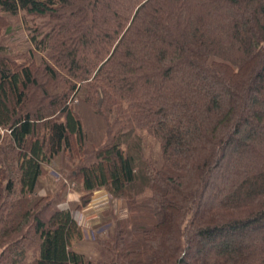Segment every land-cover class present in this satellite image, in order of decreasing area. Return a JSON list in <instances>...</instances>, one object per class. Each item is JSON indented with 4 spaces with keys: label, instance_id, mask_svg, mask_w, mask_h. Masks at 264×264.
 Segmentation results:
<instances>
[{
    "label": "trees",
    "instance_id": "16d2710c",
    "mask_svg": "<svg viewBox=\"0 0 264 264\" xmlns=\"http://www.w3.org/2000/svg\"><path fill=\"white\" fill-rule=\"evenodd\" d=\"M69 181L126 201L96 256ZM0 264H264V0H0Z\"/></svg>",
    "mask_w": 264,
    "mask_h": 264
},
{
    "label": "crops",
    "instance_id": "0c3cea01",
    "mask_svg": "<svg viewBox=\"0 0 264 264\" xmlns=\"http://www.w3.org/2000/svg\"><path fill=\"white\" fill-rule=\"evenodd\" d=\"M95 134V133H94ZM57 162H52L48 166L47 173L38 181L37 192L39 195H51L58 192L60 185L53 176V170L57 169ZM67 191L63 202H57L60 207H72V213L79 222L83 232L81 242L74 245V250L88 255H92L96 251L95 245L85 241L87 237H93L94 231L98 230L102 224L111 218V214L118 215L121 218L128 216V208L124 199L113 198L110 192L106 189H101L93 192L90 203L77 211L75 205L80 202L84 194L83 188L77 183H67ZM96 252H94L95 254ZM93 256V255H92Z\"/></svg>",
    "mask_w": 264,
    "mask_h": 264
},
{
    "label": "rangeland",
    "instance_id": "374dc122",
    "mask_svg": "<svg viewBox=\"0 0 264 264\" xmlns=\"http://www.w3.org/2000/svg\"><path fill=\"white\" fill-rule=\"evenodd\" d=\"M11 23L12 24V31H11V35L12 36H15L14 38V43L13 45H17L15 46V48L17 49L16 51H27L28 49V43L26 42V35H27V22H26V19L23 17H19L18 19H12L11 20ZM75 100V99H74ZM73 100V101H74ZM74 103V102H73ZM95 119H99L98 117H95ZM90 114H87L86 112L83 113V120H84V126L85 128L89 131V133L93 134L95 131L99 130L101 131V129H97V128H102L100 126V123H99V120H95ZM157 142L148 137V144L149 146H146L147 147V151L149 152H156L157 153ZM243 150H246L244 148H241L240 151H243ZM156 153L154 155H156ZM228 157L225 159V161L219 165L215 171L213 172V180L216 181V183L223 187L224 186V183L227 182L229 180V178L232 176V172H234L235 170V166H234V162L232 163V160L233 158L236 156V153H232L228 151ZM57 162V166L58 168L53 170V171H56L57 173H59L61 175V178L63 179L64 178V174L62 172V170L60 169V165H59V161H56ZM54 172H52L53 174ZM57 180V179H56ZM61 180V179H60ZM60 180H57L58 182ZM70 183H76L75 181H69ZM68 183V182H67ZM213 187V186H212ZM214 188H211V190H213ZM222 189V188H221ZM94 238L91 239L89 237L85 238V241H88V242H91L92 244H94ZM83 241H84V238H83ZM36 246L39 245V239H36V242H35ZM95 245V244H94ZM94 252H96L94 254ZM92 255L93 256H96L98 255V252L97 251H93L92 252ZM91 255V256H92Z\"/></svg>",
    "mask_w": 264,
    "mask_h": 264
},
{
    "label": "built area",
    "instance_id": "2783aa9c",
    "mask_svg": "<svg viewBox=\"0 0 264 264\" xmlns=\"http://www.w3.org/2000/svg\"><path fill=\"white\" fill-rule=\"evenodd\" d=\"M73 102H74V103H78V100L75 99ZM53 176H54L57 180L62 179V178H61V175H60L59 173H57L56 171H54ZM83 232H84V231H83ZM83 235H84V234H83ZM89 238L93 239V238H94V234H93V237H89Z\"/></svg>",
    "mask_w": 264,
    "mask_h": 264
}]
</instances>
